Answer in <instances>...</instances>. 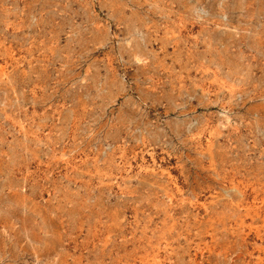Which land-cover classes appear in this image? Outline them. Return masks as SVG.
<instances>
[{
  "label": "rangeland",
  "instance_id": "374dc122",
  "mask_svg": "<svg viewBox=\"0 0 264 264\" xmlns=\"http://www.w3.org/2000/svg\"><path fill=\"white\" fill-rule=\"evenodd\" d=\"M263 201L264 0H0V264H264Z\"/></svg>",
  "mask_w": 264,
  "mask_h": 264
},
{
  "label": "bare ground",
  "instance_id": "6f19581e",
  "mask_svg": "<svg viewBox=\"0 0 264 264\" xmlns=\"http://www.w3.org/2000/svg\"><path fill=\"white\" fill-rule=\"evenodd\" d=\"M237 189V188H236ZM239 191V190H238ZM243 202V201H242ZM246 202V201H245ZM264 202V201H263ZM251 204V203H250ZM247 206H249V205H247ZM246 206V207H247ZM255 206V205H254ZM252 208V207H251ZM256 208V207H255ZM249 209V208H248ZM244 210H245V208H244ZM243 211V210H242ZM244 212H246V211H244ZM245 215H246V213H245ZM248 215H250V214H248ZM247 216V215H246ZM244 224V223H243Z\"/></svg>",
  "mask_w": 264,
  "mask_h": 264
}]
</instances>
